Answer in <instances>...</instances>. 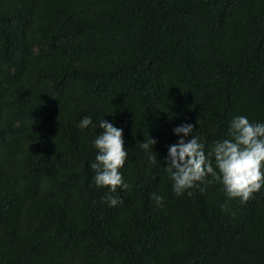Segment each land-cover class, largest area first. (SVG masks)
Returning a JSON list of instances; mask_svg holds the SVG:
<instances>
[{"label": "trees", "instance_id": "trees-1", "mask_svg": "<svg viewBox=\"0 0 264 264\" xmlns=\"http://www.w3.org/2000/svg\"><path fill=\"white\" fill-rule=\"evenodd\" d=\"M236 115L264 123V0H0V264H264V187L177 196L165 171L175 127L207 153ZM101 119L128 153L114 207Z\"/></svg>", "mask_w": 264, "mask_h": 264}, {"label": "clouds", "instance_id": "clouds-1", "mask_svg": "<svg viewBox=\"0 0 264 264\" xmlns=\"http://www.w3.org/2000/svg\"><path fill=\"white\" fill-rule=\"evenodd\" d=\"M90 125L95 127L91 116L85 115L78 127L85 129ZM99 127L103 131L92 141L97 154L90 168L95 173V185L109 188V193L103 199L114 207L122 203V200L112 193L118 187H129L119 172L128 153L124 146L122 128L104 119L100 120ZM193 129L190 123L173 129L179 139L168 147L165 166L173 182V192L180 196L190 188L218 182L223 186L228 199L238 198L241 203H246L254 198V194L264 187V123H252L245 115L234 116L230 122L228 138L215 141L207 153L202 138L194 136ZM189 136L191 138L185 141V137ZM155 143L153 138L140 143V148L152 164L158 161L153 151ZM151 199L157 206L163 205L164 198L161 195L153 193ZM221 208L226 209V204L221 205Z\"/></svg>", "mask_w": 264, "mask_h": 264}]
</instances>
